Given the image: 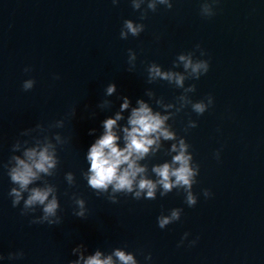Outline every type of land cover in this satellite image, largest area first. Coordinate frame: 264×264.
<instances>
[{"label": "water", "instance_id": "1", "mask_svg": "<svg viewBox=\"0 0 264 264\" xmlns=\"http://www.w3.org/2000/svg\"><path fill=\"white\" fill-rule=\"evenodd\" d=\"M199 7L200 0H174L172 10L148 14L139 37L121 40L123 20L139 16L128 0L115 6L111 0H0V162H7L21 130L77 106L76 118L59 130L72 141L59 153L57 174L48 178L59 189L60 225L30 224V217L21 216L0 168V253H25L23 260L0 264H68L80 243L89 254L126 246L140 264L148 253V264H264V0H221L211 19L202 18ZM196 44L206 50L210 71L186 83L196 84L194 100L212 94L215 104L203 116L185 109L170 123L186 135L200 164L193 189L197 205L189 208L183 192L175 190L163 198L158 193L156 200L121 196L118 204L97 197L80 173L89 166L85 154L102 133L101 122L119 108L117 95L135 104L139 97L147 100L144 90L152 88L174 100L181 90L164 81L147 84L146 66L155 61L170 68L178 53ZM128 49L137 53L133 72L127 70ZM26 66L31 73L23 71ZM57 73L61 79L53 80ZM29 77L36 85L24 92L21 83ZM111 82L117 95L109 97L112 108L101 111L96 105ZM93 110L97 114L90 119ZM189 118L198 127L185 134ZM92 128L96 133L90 136ZM220 148L217 161L213 153ZM167 159L161 152L151 163ZM68 171L76 174L75 187L64 181ZM204 188L211 198L201 194ZM72 193L86 199L87 218L72 215ZM176 207L184 209L181 220L161 230L157 216ZM185 232L189 240L199 237L195 247L187 241L177 247Z\"/></svg>", "mask_w": 264, "mask_h": 264}, {"label": "clouds", "instance_id": "2", "mask_svg": "<svg viewBox=\"0 0 264 264\" xmlns=\"http://www.w3.org/2000/svg\"><path fill=\"white\" fill-rule=\"evenodd\" d=\"M128 2L139 16L137 20H123L119 32L121 40H127L130 36L139 37L145 31L146 25L143 21L150 12L155 13L161 7L170 11L174 6V0ZM220 2L221 0H200L199 15L204 19L213 18ZM111 3L115 6L120 0H111ZM207 55L206 50L196 44L192 50L178 53L170 68L165 69L155 61L147 64V84L164 81L181 90L172 101H167L162 95L158 96L154 89L146 88L144 96L147 100L139 97L133 104L129 96L117 95L115 82L106 85L104 99L96 108L101 111L110 110L113 101L109 97L114 95L121 102L119 108L101 122L103 131L85 154V161L89 166L80 173L97 197H104L112 204H118L121 196H130L136 201L156 200L158 193L163 198L175 190L178 193L183 192L184 203L189 208L197 205L198 196L193 189L199 183L197 178L200 175V164L194 158L186 135H179L170 121H174L185 109L190 108L197 116H203L214 106L215 98L212 94L194 100L192 94L197 91L196 84L186 83L198 81L208 74L211 64L205 58ZM136 62V51L128 49L129 72L135 71ZM180 68L182 70H176ZM23 71L26 74L31 73L32 68L26 66ZM52 79L59 80L61 77L57 73L53 74ZM35 85L36 80L29 77L22 81L21 88L28 92ZM87 107L86 105L85 108ZM96 114L95 110L90 111L89 118H95ZM76 116L77 106L72 105L59 119L47 123L37 122L34 126L21 130L11 144V155L7 162H0V168L6 170L12 185L8 191L11 205L20 209L21 216L30 217V224L56 226L63 222L60 215L59 189L48 178L57 174L61 163L59 153L72 141L71 136L59 130L65 128L66 121L75 119ZM196 127L198 121L189 118L184 127L185 134ZM95 133V128L89 129L90 136ZM161 152L170 159L151 163ZM221 152L222 148L213 153L217 161L220 160ZM64 181L68 188L75 187L76 174L72 171L65 172ZM201 194L205 199L213 196L207 188L202 189ZM64 195L67 196L68 192L65 191ZM70 199L73 204L72 215L79 219L87 218L89 208L86 199L77 193H72ZM183 211V208L176 207L168 209L165 214L162 210L156 218L157 226L163 230L180 221ZM189 236L190 233L185 232L177 247L184 246L185 241L188 242V247H195L199 237L189 240ZM72 255L76 258L69 260L68 264H140L136 254L128 251L126 246L115 247L108 253L97 248L89 254L86 245L80 243L72 249ZM24 257L22 249L11 251L7 256L0 253V260L6 259L9 262L23 260ZM144 260L146 264L151 262V253L145 255Z\"/></svg>", "mask_w": 264, "mask_h": 264}]
</instances>
